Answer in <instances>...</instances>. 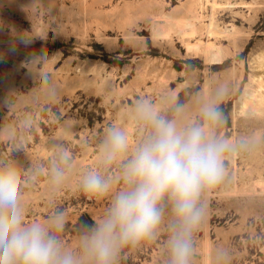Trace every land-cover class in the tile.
<instances>
[{"label":"rangeland","instance_id":"1","mask_svg":"<svg viewBox=\"0 0 264 264\" xmlns=\"http://www.w3.org/2000/svg\"><path fill=\"white\" fill-rule=\"evenodd\" d=\"M199 39L207 50L188 51ZM212 45L222 61L209 59ZM0 56V162L35 174L21 186L26 222L63 211L61 239L75 248L151 131L138 106L184 128L203 124V108L215 103L225 120L212 134L234 149L246 139L249 149L226 154L224 180L202 193L189 264H264V0H0ZM112 127L129 151L108 164L102 146ZM61 151L70 166L56 188ZM90 172L112 193L84 194ZM161 209L156 236L126 250L122 264H169L174 218L167 200Z\"/></svg>","mask_w":264,"mask_h":264},{"label":"clouds","instance_id":"2","mask_svg":"<svg viewBox=\"0 0 264 264\" xmlns=\"http://www.w3.org/2000/svg\"><path fill=\"white\" fill-rule=\"evenodd\" d=\"M4 60L0 56V62ZM138 112L151 131L123 163L124 187L112 195L101 218L84 224L75 248L61 239L67 223L63 211L46 222H26L21 186L33 183L35 174L24 177L15 162H0V264H122L126 250L156 236L164 200L174 218L167 241L169 264H189L193 231L204 215L202 193L224 180L225 155L248 150L249 143L241 139L234 149L212 134V125L225 120L215 103L203 108V124L184 128L149 106L139 105ZM128 151L125 132L110 128L102 146L105 163L120 160ZM69 166L68 152L61 151L51 168L54 187L63 184ZM80 187L91 196L112 193V183L95 172L83 176Z\"/></svg>","mask_w":264,"mask_h":264},{"label":"bare ground","instance_id":"3","mask_svg":"<svg viewBox=\"0 0 264 264\" xmlns=\"http://www.w3.org/2000/svg\"><path fill=\"white\" fill-rule=\"evenodd\" d=\"M229 31V30H228ZM208 46H210V42L204 41V40H197V41H191L188 40L186 42V48L188 51H206ZM216 46L212 45L207 52H209V59L212 62L215 61H222L223 60V52L221 50H216Z\"/></svg>","mask_w":264,"mask_h":264}]
</instances>
